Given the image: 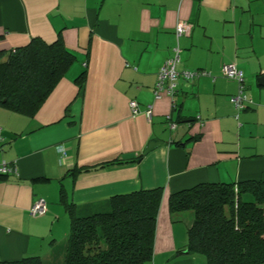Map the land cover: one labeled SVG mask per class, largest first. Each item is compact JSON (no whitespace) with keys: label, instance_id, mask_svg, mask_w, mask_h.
<instances>
[{"label":"crops","instance_id":"obj_1","mask_svg":"<svg viewBox=\"0 0 264 264\" xmlns=\"http://www.w3.org/2000/svg\"><path fill=\"white\" fill-rule=\"evenodd\" d=\"M179 20L190 31L177 38ZM58 36L75 61L35 115L0 106V163L12 169L0 177V260L49 264L70 227L61 187L78 214L106 210L115 194L161 188L151 264H207L185 248L190 223L170 213L168 198L203 182L264 181V0H0V50ZM177 46L178 71L214 79H179L174 96L155 98ZM230 63L252 99L245 109L231 99L239 82L221 74ZM130 100L150 105L151 119L133 116ZM39 197L47 210L32 216Z\"/></svg>","mask_w":264,"mask_h":264},{"label":"trees","instance_id":"obj_2","mask_svg":"<svg viewBox=\"0 0 264 264\" xmlns=\"http://www.w3.org/2000/svg\"><path fill=\"white\" fill-rule=\"evenodd\" d=\"M74 61L60 36L50 43L33 37L0 50V106L33 117ZM85 73L74 79L78 87ZM161 196V188L115 194L106 210L78 214L61 187L59 200L70 218L62 264H151ZM168 207L173 216L192 212L185 248L207 264H264V181L199 183L171 193ZM0 264H45V259L24 256Z\"/></svg>","mask_w":264,"mask_h":264},{"label":"built area","instance_id":"obj_3","mask_svg":"<svg viewBox=\"0 0 264 264\" xmlns=\"http://www.w3.org/2000/svg\"><path fill=\"white\" fill-rule=\"evenodd\" d=\"M190 31V24L183 21H177L175 25V36L179 38L181 35H187ZM174 54L167 58L163 65L160 67L157 73V80L154 87L155 98L161 97L163 94L174 96L178 88V80L182 79L185 82H191L202 76H209L214 79V76L206 70H182L178 71L176 65L179 61V47L174 48ZM221 74L225 77L235 79L239 82V88L236 94L232 96L234 107L238 110L245 109L252 103V99L245 93L243 87V72L234 64H224L221 69ZM174 104V103H173ZM130 110L132 115H136L143 111L147 119H151L152 107L150 105L145 106L143 110L140 109V105L136 100H130ZM166 124L169 129H174L176 124L171 120L170 115L166 116ZM1 133V128H0ZM0 134V140H2ZM60 152L64 155L65 151L63 147H60ZM12 169L9 165L2 161L0 163V175L9 174ZM47 210L46 200L43 197H39L35 200L29 209V213L32 216L43 215Z\"/></svg>","mask_w":264,"mask_h":264},{"label":"rangeland","instance_id":"obj_4","mask_svg":"<svg viewBox=\"0 0 264 264\" xmlns=\"http://www.w3.org/2000/svg\"><path fill=\"white\" fill-rule=\"evenodd\" d=\"M237 93V92H236ZM168 132H170L171 130L166 128ZM178 219H181V221L183 223H185L186 225L188 223H191L193 215L192 212L190 210H186V211H182L180 213H177ZM66 239V238H65ZM64 238H60L58 239V243L54 246V250L53 253H51L48 256L47 262L49 264H62V257H63V251H64ZM60 258V259H59ZM60 260V261H59Z\"/></svg>","mask_w":264,"mask_h":264},{"label":"water","instance_id":"obj_5","mask_svg":"<svg viewBox=\"0 0 264 264\" xmlns=\"http://www.w3.org/2000/svg\"><path fill=\"white\" fill-rule=\"evenodd\" d=\"M263 78H260L259 80L262 81ZM152 143H149L148 146L145 148L144 153L147 152L148 150H150V148L152 147Z\"/></svg>","mask_w":264,"mask_h":264}]
</instances>
